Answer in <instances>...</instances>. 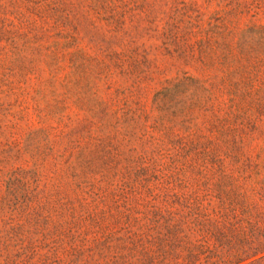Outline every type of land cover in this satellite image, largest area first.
I'll return each mask as SVG.
<instances>
[{"label":"trees","instance_id":"obj_1","mask_svg":"<svg viewBox=\"0 0 264 264\" xmlns=\"http://www.w3.org/2000/svg\"><path fill=\"white\" fill-rule=\"evenodd\" d=\"M198 1L0 0V264H264V0Z\"/></svg>","mask_w":264,"mask_h":264},{"label":"rangeland","instance_id":"obj_2","mask_svg":"<svg viewBox=\"0 0 264 264\" xmlns=\"http://www.w3.org/2000/svg\"><path fill=\"white\" fill-rule=\"evenodd\" d=\"M157 3L159 4H162L163 7H165V9H170L171 7V2H169V0H156ZM187 1H190V0H187ZM194 1H197V0H194ZM199 5L202 6V9L206 12V13H209L211 11H213L215 8H216V3H213V4H210L208 5L207 3H204L203 1L199 0L198 1ZM254 21L257 23V24H261V25H264V15H261L259 16L257 19H254ZM152 44V43H151ZM153 44H158L156 41H153ZM160 46V43L158 44ZM153 58L155 59V55L153 56ZM159 62L162 63L163 61V57H161L160 55L157 57ZM185 71H188L190 72L191 74H195V72L190 69V68H185L184 69ZM170 76H175L176 75V70H173L172 73H169ZM152 92L148 95V99H150L152 97Z\"/></svg>","mask_w":264,"mask_h":264}]
</instances>
